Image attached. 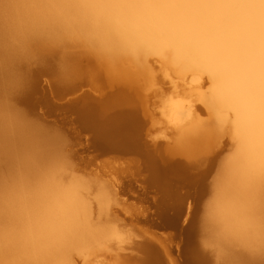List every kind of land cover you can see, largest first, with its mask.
Instances as JSON below:
<instances>
[{"label": "bare ground", "instance_id": "bare-ground-1", "mask_svg": "<svg viewBox=\"0 0 264 264\" xmlns=\"http://www.w3.org/2000/svg\"><path fill=\"white\" fill-rule=\"evenodd\" d=\"M27 10L44 43L26 56L0 57V264H78L103 254L129 259L135 249L140 264H167L153 239L124 244L110 223L112 190L70 177L60 154L40 143L6 101L25 83L17 71L34 56L63 57L58 76L66 92L77 88L86 60L112 88L105 96L120 94L116 105L141 99L153 80L152 62L175 86L189 85L208 117L191 100L169 104L164 117L179 128L177 149L187 162L160 163L147 154L142 176L155 195L145 216L181 213L186 197L197 200L203 175H190L188 161L227 136L233 150L210 187L199 243L192 203L186 229L167 236L181 244L180 264H264V0H31ZM91 101L84 93L66 106L87 131L89 148L136 149L138 106L113 115L105 112L113 102Z\"/></svg>", "mask_w": 264, "mask_h": 264}, {"label": "rangeland", "instance_id": "rangeland-1", "mask_svg": "<svg viewBox=\"0 0 264 264\" xmlns=\"http://www.w3.org/2000/svg\"><path fill=\"white\" fill-rule=\"evenodd\" d=\"M56 61L55 57L45 60L36 56L30 58L26 62V68L22 70L20 67L17 71L22 75L21 78L24 77L25 83H20L21 85L13 90V97H7L6 101L39 133L40 143L51 147L56 155L60 154L57 157L66 166L70 177L76 176L79 180H88L93 184L94 189L97 185L103 184L112 190L115 199L111 202L113 213L110 215V223L117 228L124 244L132 242L139 244L147 239H153L155 245L162 250L167 264H180L179 240L168 237L169 230L154 227L145 216L155 194L145 185L142 168L147 160V154L154 155L160 163L168 161L171 164L178 162L185 164L186 151L177 149L179 128L167 122L164 112L174 101L191 100L198 107L199 116L206 119L208 115L204 106L193 97L189 85L188 88L175 86L171 82L172 77L166 76L158 62L151 63L153 80L151 85L142 91L141 99L134 103L116 105V101H113L120 94L105 96L106 93L111 94L112 88L107 87L102 78L92 75L86 60L79 64L83 71H81L82 77L76 81L77 88L66 92L65 85L59 81V73L55 71ZM83 77L86 79L84 80ZM175 81L180 80L175 78ZM178 85H182L181 82ZM84 93L88 94L92 101L95 99L102 101L104 98V101L109 103L107 106L113 102L106 109L107 114L116 115L124 111L123 108L128 111L132 110V106H138L140 123L136 133L138 137L136 149L104 151L89 148L87 131L79 126L74 120V115L66 108L70 100ZM45 140L53 144H48ZM232 148V141L229 137L223 136L205 156L198 158L196 162L188 161L189 174L203 175L205 188L197 200L186 197L182 205L184 216L188 203H192L195 208L194 240L197 243L202 234L199 228L200 218L211 196L210 187L220 163L232 152ZM175 187L180 193L186 191L178 180ZM183 225H187V222H183ZM206 252L209 256L212 255V252L209 253L208 250ZM130 254L131 256H125L131 257L129 259L124 257L111 259L112 255L109 254L91 255L87 261L79 258L78 264H140L138 257L142 252L135 249ZM95 257L96 260H93ZM75 258L78 259L77 256Z\"/></svg>", "mask_w": 264, "mask_h": 264}, {"label": "clouds", "instance_id": "clouds-1", "mask_svg": "<svg viewBox=\"0 0 264 264\" xmlns=\"http://www.w3.org/2000/svg\"><path fill=\"white\" fill-rule=\"evenodd\" d=\"M31 0H0V57L9 52L26 56L43 41L39 22L27 10ZM63 57L55 62V71H65Z\"/></svg>", "mask_w": 264, "mask_h": 264}, {"label": "water", "instance_id": "water-1", "mask_svg": "<svg viewBox=\"0 0 264 264\" xmlns=\"http://www.w3.org/2000/svg\"><path fill=\"white\" fill-rule=\"evenodd\" d=\"M183 219L182 212L177 213L174 210H169L161 215L150 214L147 220L158 229L175 232L186 229V225H183Z\"/></svg>", "mask_w": 264, "mask_h": 264}]
</instances>
